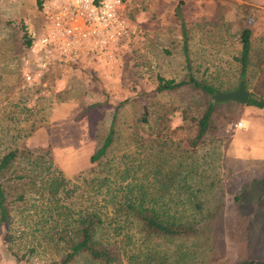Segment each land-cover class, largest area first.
Masks as SVG:
<instances>
[{
    "label": "rangeland",
    "instance_id": "rangeland-1",
    "mask_svg": "<svg viewBox=\"0 0 264 264\" xmlns=\"http://www.w3.org/2000/svg\"><path fill=\"white\" fill-rule=\"evenodd\" d=\"M41 1L0 0V151L14 144L40 146L64 177L81 187L84 183L75 175L86 172L87 156L105 134L114 103L125 99L116 113L113 139L103 160L110 159L115 172L128 162L129 172H133V157L145 158L141 160L145 171L159 158L161 176L175 181L180 172L174 159L183 158V165L195 159L202 165L191 176L214 181L200 196L208 207L219 200L222 217L218 225L224 230L234 228L224 235L223 245L215 246V255L202 256L203 260L208 259V264H232L245 258L264 259V191L258 183H251V178L264 176V156H259L264 155V108L249 104L243 110L241 103L217 104L206 135L189 147L188 156L181 157L180 143L187 146L186 138L192 134L191 117L211 95L188 85L154 91L157 76L177 80L186 74L182 23L190 72L216 90L236 86L233 56L239 49L238 33L243 26L249 27L251 62L245 87L264 96V88H254L256 63L264 67V0H119L128 21L126 35L102 49L104 54H92L75 63H52L38 82H27L21 66L33 62L34 42L42 32ZM28 17L31 22L25 20ZM143 105L148 109L146 122L139 120ZM253 110L261 113L255 117ZM235 121L240 125L232 126ZM156 134L164 139L163 146L155 144ZM43 174L37 171L35 197L49 193ZM151 177L147 173V180ZM61 189L56 195H63ZM241 190L243 199L234 202L233 193ZM161 191L172 192L177 207L190 204L182 201L183 191ZM26 211L30 215L17 213L10 227L14 241L19 242V252L24 248L21 245L31 239V226H25L22 218L27 225L35 224L39 212L33 206L21 213ZM48 223L45 220L44 225ZM4 228L0 264H45L43 257L48 250L40 248L30 255L32 262L15 260L6 249ZM192 240L195 252L200 251L190 258H200L201 238ZM181 242L177 238L158 242L167 254V263L177 258L176 251L183 248ZM177 260L179 263L181 259Z\"/></svg>",
    "mask_w": 264,
    "mask_h": 264
},
{
    "label": "trees",
    "instance_id": "trees-1",
    "mask_svg": "<svg viewBox=\"0 0 264 264\" xmlns=\"http://www.w3.org/2000/svg\"><path fill=\"white\" fill-rule=\"evenodd\" d=\"M180 32L186 74L177 80L157 76L154 91L188 85L204 95H211L216 87L195 78L188 68L187 36L182 23ZM250 34L247 26L239 30V49L233 56L236 62V80L242 79L244 86L251 62ZM262 68V64L256 63L254 88H264ZM124 100L114 103L105 134L87 156L89 167L86 172L75 175L83 181L81 187L78 182L64 177L61 170L56 168L55 162L46 157L47 150L42 152L40 146L14 144L0 151V235L1 227L4 226L6 249L15 260L32 262L30 255L40 248L48 250L46 257H43L45 264H171L165 261V250L157 245L161 240L177 238L182 240L183 248L180 252L175 249L177 258L168 261L175 264L179 258L181 260L176 262L178 264H208V259L203 260V257L212 256L211 253L215 255V246L223 245L224 235L232 233L234 228L224 230L217 223L222 217V209L219 208L221 202L218 200L212 207H208L206 200L200 196L199 193L209 189L214 181H205L200 175L191 176L202 165L196 163L195 159L187 165H183V158L174 159L180 172L175 181L171 177L161 176L159 158L152 161L151 168L145 171L141 169L144 168L141 160L145 158L133 157L136 159V163L131 164L133 172H129L128 162L120 171L115 172L114 166H110V159L103 160L113 139L116 113ZM225 102L238 103L232 99L214 100L212 96L205 100L201 110L191 117L192 134L186 138L187 146L180 143L179 156L189 155V147H194L206 135L215 106ZM244 103L264 106V96L253 89ZM183 115L187 113L184 112ZM147 116L148 109L143 105L139 120L146 122ZM156 136L155 144L163 146L164 139L158 134ZM38 170L44 173L49 193H39L35 197L33 193L39 186L36 182ZM137 170L138 175L134 174ZM147 173H151L150 181L146 178ZM255 182L264 191V176L251 178V183ZM59 187L62 188V196L56 195ZM166 188L185 192L182 201L187 200L189 206L177 207L172 192L166 191L163 194L161 191ZM243 192L235 191L233 201L243 199ZM35 198L40 199V202L35 203ZM29 206L35 209L38 207L39 212L35 224L27 225L22 218L25 226H31V239L29 243L21 245L24 248L19 252V242L14 241V233L10 227L17 213L22 216L30 215L28 211L21 213ZM45 220L49 221L47 225H44ZM215 229H219L217 234H214ZM197 236L201 238L199 244L202 253L200 258L192 259L200 251L195 252L194 245H191L192 239ZM149 240L153 242L148 243Z\"/></svg>",
    "mask_w": 264,
    "mask_h": 264
},
{
    "label": "built area",
    "instance_id": "built-area-1",
    "mask_svg": "<svg viewBox=\"0 0 264 264\" xmlns=\"http://www.w3.org/2000/svg\"><path fill=\"white\" fill-rule=\"evenodd\" d=\"M41 9L42 32L33 62L22 71L27 82H38L52 63H75L104 52L129 30L119 0H42Z\"/></svg>",
    "mask_w": 264,
    "mask_h": 264
},
{
    "label": "water",
    "instance_id": "water-1",
    "mask_svg": "<svg viewBox=\"0 0 264 264\" xmlns=\"http://www.w3.org/2000/svg\"><path fill=\"white\" fill-rule=\"evenodd\" d=\"M249 94V90L244 86L243 80L239 79L233 89L228 90H215L211 96L214 100L232 99L237 102H244ZM257 263L264 264V259L258 258H245L232 264H249Z\"/></svg>",
    "mask_w": 264,
    "mask_h": 264
},
{
    "label": "crops",
    "instance_id": "crops-1",
    "mask_svg": "<svg viewBox=\"0 0 264 264\" xmlns=\"http://www.w3.org/2000/svg\"><path fill=\"white\" fill-rule=\"evenodd\" d=\"M4 1H5V0H4ZM35 1H36V0H35ZM34 4H35V3H34ZM25 20H27L28 22H31L30 17L26 18ZM38 35H39V34H38ZM38 35H37V37H38ZM34 43H36V45H37V42H36V41H35ZM102 54H104V53L102 52ZM102 54H101V55H102ZM263 68H264V67H263ZM263 68H262V69H263ZM21 69H22V71H23V69H24V66H23V65L21 66ZM46 73H48V72L46 71ZM46 73H45V74H46ZM238 103H241V102H238ZM241 104L243 105V110H244V108H247L246 105H247V106L249 105V104H245L244 102H242ZM250 105H251V104H250ZM257 108L262 109V108H264V106H258ZM253 113H254V116L256 117V116L259 115L261 112H257V111H254V110H253ZM263 124H264V123H263ZM235 127H237V126H235ZM245 134H246V135H249V132H246ZM254 156H255V155H254ZM259 156H260V157H263L264 155H259ZM255 157H256V156H255Z\"/></svg>",
    "mask_w": 264,
    "mask_h": 264
}]
</instances>
